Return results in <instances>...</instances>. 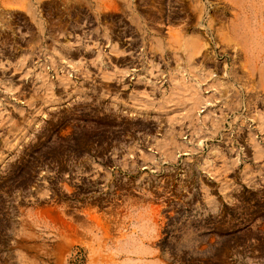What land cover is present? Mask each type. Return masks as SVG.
<instances>
[{"label":"rangeland","instance_id":"obj_1","mask_svg":"<svg viewBox=\"0 0 264 264\" xmlns=\"http://www.w3.org/2000/svg\"><path fill=\"white\" fill-rule=\"evenodd\" d=\"M264 264V0H0V264Z\"/></svg>","mask_w":264,"mask_h":264},{"label":"trees","instance_id":"obj_2","mask_svg":"<svg viewBox=\"0 0 264 264\" xmlns=\"http://www.w3.org/2000/svg\"><path fill=\"white\" fill-rule=\"evenodd\" d=\"M75 261L74 264H83L85 263V253L81 250L74 255Z\"/></svg>","mask_w":264,"mask_h":264}]
</instances>
